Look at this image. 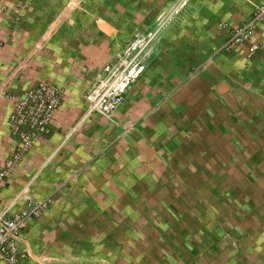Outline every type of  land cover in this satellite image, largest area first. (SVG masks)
<instances>
[{"label":"crops","instance_id":"crops-1","mask_svg":"<svg viewBox=\"0 0 264 264\" xmlns=\"http://www.w3.org/2000/svg\"><path fill=\"white\" fill-rule=\"evenodd\" d=\"M182 1L0 0V171L8 96L62 92L1 182L11 215L49 200L16 264H264V23L223 49L264 0H188L111 120L86 116L103 67Z\"/></svg>","mask_w":264,"mask_h":264},{"label":"built area","instance_id":"built-area-1","mask_svg":"<svg viewBox=\"0 0 264 264\" xmlns=\"http://www.w3.org/2000/svg\"><path fill=\"white\" fill-rule=\"evenodd\" d=\"M183 0L173 7L158 22L156 28L143 37H136L120 54L116 61L103 67V77L97 80L85 95L86 116L97 114L111 120L113 114L124 101L129 87L144 72V60L149 56L151 46L164 27L187 5ZM264 23V3L257 5L250 18L243 24L230 29L229 37L223 49L231 51L248 41L259 24ZM254 48V47H253ZM13 112L9 117V126L16 145L11 157L3 163L0 171L2 180L14 166L27 154L34 141L49 131V126L58 111L62 92L55 86L40 82L34 88L21 95H10ZM127 130V128L125 129ZM49 204V200L37 201L24 213L11 215L10 209L0 203V257L8 264H16L19 258L18 240L25 229L28 219L37 217Z\"/></svg>","mask_w":264,"mask_h":264}]
</instances>
